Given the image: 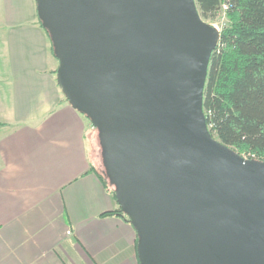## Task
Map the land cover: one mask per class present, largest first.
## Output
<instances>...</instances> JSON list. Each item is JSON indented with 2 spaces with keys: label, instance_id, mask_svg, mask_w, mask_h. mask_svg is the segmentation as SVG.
<instances>
[{
  "label": "water",
  "instance_id": "obj_1",
  "mask_svg": "<svg viewBox=\"0 0 264 264\" xmlns=\"http://www.w3.org/2000/svg\"><path fill=\"white\" fill-rule=\"evenodd\" d=\"M57 83L98 129L140 264H264V160L211 135L219 31L195 0H35Z\"/></svg>",
  "mask_w": 264,
  "mask_h": 264
},
{
  "label": "crops",
  "instance_id": "obj_2",
  "mask_svg": "<svg viewBox=\"0 0 264 264\" xmlns=\"http://www.w3.org/2000/svg\"><path fill=\"white\" fill-rule=\"evenodd\" d=\"M0 264H140L95 173V128L56 79L35 0H0Z\"/></svg>",
  "mask_w": 264,
  "mask_h": 264
},
{
  "label": "trees",
  "instance_id": "obj_3",
  "mask_svg": "<svg viewBox=\"0 0 264 264\" xmlns=\"http://www.w3.org/2000/svg\"><path fill=\"white\" fill-rule=\"evenodd\" d=\"M222 1L228 2L227 22L220 26L203 88L206 125L213 137L238 154L264 160V0H195V3L204 20L215 21ZM38 22L42 26L39 18ZM52 51L56 57L53 46ZM95 130L92 147L100 169L96 164L93 167L116 201L115 188L105 170L99 132ZM102 214L120 215L130 222L119 205Z\"/></svg>",
  "mask_w": 264,
  "mask_h": 264
},
{
  "label": "rangeland",
  "instance_id": "obj_4",
  "mask_svg": "<svg viewBox=\"0 0 264 264\" xmlns=\"http://www.w3.org/2000/svg\"><path fill=\"white\" fill-rule=\"evenodd\" d=\"M207 22H209L211 25H214L216 27V29L218 30V29H220V24H222L223 22L225 24L227 22V17H225V19H222L221 17L218 16L215 21H207ZM2 33H3V31L2 32L0 31V35H2ZM2 49H3V44L0 42V50H2ZM93 156H94L95 164L99 168L100 167L98 165L99 164V159H98V156L97 157L95 156L94 151H93Z\"/></svg>",
  "mask_w": 264,
  "mask_h": 264
},
{
  "label": "built area",
  "instance_id": "obj_5",
  "mask_svg": "<svg viewBox=\"0 0 264 264\" xmlns=\"http://www.w3.org/2000/svg\"><path fill=\"white\" fill-rule=\"evenodd\" d=\"M228 8V2L227 1H222L219 7V17H221L222 19H225L226 17V10ZM224 24V22L222 24H220V26H222ZM220 29H218L219 31ZM218 43V42H217ZM246 157V156H244Z\"/></svg>",
  "mask_w": 264,
  "mask_h": 264
}]
</instances>
